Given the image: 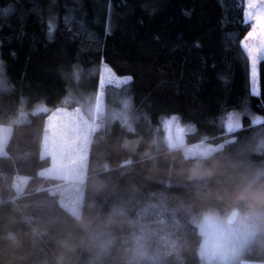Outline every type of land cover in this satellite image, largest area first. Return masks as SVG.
<instances>
[{
  "label": "trees",
  "instance_id": "16d2710c",
  "mask_svg": "<svg viewBox=\"0 0 264 264\" xmlns=\"http://www.w3.org/2000/svg\"><path fill=\"white\" fill-rule=\"evenodd\" d=\"M243 14L242 0H0V122L47 107L11 125L0 155V264H202L194 219L264 212V61L253 95ZM102 62L131 77L119 91L136 120L94 133L77 218L41 175L42 147L48 117L95 94ZM232 112L241 128L228 133ZM169 116L192 126L185 147L223 148L167 147Z\"/></svg>",
  "mask_w": 264,
  "mask_h": 264
},
{
  "label": "rangeland",
  "instance_id": "374dc122",
  "mask_svg": "<svg viewBox=\"0 0 264 264\" xmlns=\"http://www.w3.org/2000/svg\"><path fill=\"white\" fill-rule=\"evenodd\" d=\"M105 68L111 69L102 62L98 68L100 81ZM119 89L121 88L101 89L99 82L95 94L80 100L79 106L73 109L60 107L47 119L42 154L51 159V165L41 175L60 181L50 192L58 196L60 204L77 218L82 216L85 200L84 180L94 133L115 121L122 123L127 130L134 131L136 118L132 110V100ZM100 92L103 93V104H98L96 100V95ZM46 110L45 105H37L29 112L34 114ZM29 112L22 110L17 116L8 118L7 123L0 122V155L5 154L11 125L28 121ZM172 117L177 116L165 117L160 122V127L164 130V144L167 147L183 148L186 158L199 159L223 148L224 143L208 142L185 147L186 131L192 126L183 124L178 117L175 120ZM238 117L241 123V116ZM261 143L263 145L264 141ZM27 183V178L18 177L14 189L21 193ZM194 222L197 223L202 236V264H264L263 211L233 210L227 214L210 211L201 214Z\"/></svg>",
  "mask_w": 264,
  "mask_h": 264
},
{
  "label": "snow or ice",
  "instance_id": "6c2138e0",
  "mask_svg": "<svg viewBox=\"0 0 264 264\" xmlns=\"http://www.w3.org/2000/svg\"><path fill=\"white\" fill-rule=\"evenodd\" d=\"M244 8V23L250 24L251 28L247 35L240 40V48L245 53L250 67V80L252 84V94L259 95L258 92V77H259V64L264 61V0H242ZM12 11L11 8L4 9L5 15ZM188 15V13H185ZM71 18H66L69 22ZM54 32V26L49 24V35ZM2 70V69H0ZM131 82V77H119L112 69L105 68L101 76L100 87H116L126 88ZM98 104H103V93L100 92L96 95ZM128 106L127 104L125 105ZM173 120L178 119L172 117ZM258 123V120L253 121ZM226 128L230 132L239 131L241 128L240 119L235 113H229L226 121Z\"/></svg>",
  "mask_w": 264,
  "mask_h": 264
}]
</instances>
